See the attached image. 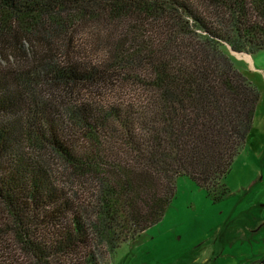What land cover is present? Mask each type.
<instances>
[{"label": "trees", "instance_id": "obj_1", "mask_svg": "<svg viewBox=\"0 0 264 264\" xmlns=\"http://www.w3.org/2000/svg\"><path fill=\"white\" fill-rule=\"evenodd\" d=\"M83 27L105 32L100 58L62 40ZM263 50L264 0H0V233L33 264H82L93 239L111 255L159 223L179 177L223 198L260 98L230 51ZM85 87L117 96H72ZM45 152L90 182L93 223Z\"/></svg>", "mask_w": 264, "mask_h": 264}, {"label": "rangeland", "instance_id": "obj_2", "mask_svg": "<svg viewBox=\"0 0 264 264\" xmlns=\"http://www.w3.org/2000/svg\"><path fill=\"white\" fill-rule=\"evenodd\" d=\"M29 27V26H28ZM102 29L83 27L77 32L67 31L63 36L70 45L80 46L91 58L97 53ZM35 33V32H33ZM33 39V38H32ZM31 39V40H32ZM8 49L5 58L15 64L19 56L17 46L9 33L3 38ZM35 41V40H34ZM97 45V46H96ZM29 51L30 44L22 43ZM96 46L93 52L90 48ZM89 48V49H88ZM92 53V54H91ZM238 69L247 70V80L260 94L247 144L235 157L230 171L223 180L225 196L213 200L186 177L176 179L175 196L161 221L147 229L133 242L121 244L111 255L104 245L91 241L86 250L74 256L84 264L88 253L97 264H258L264 253V50L251 55L257 68L253 71L244 60V53L232 55ZM1 64L4 61L0 58ZM259 68V69H258ZM239 70V69H238ZM72 96L81 102L103 103L112 100L114 92L107 89L73 88ZM53 94L58 95L57 89ZM129 92V91H128ZM57 188H61L86 209L88 224L93 223L90 182L83 183L49 152L40 154ZM0 231L4 229L5 213L0 206ZM262 238V239H261ZM80 256V257H79ZM0 264H33L12 233H0Z\"/></svg>", "mask_w": 264, "mask_h": 264}, {"label": "crops", "instance_id": "obj_3", "mask_svg": "<svg viewBox=\"0 0 264 264\" xmlns=\"http://www.w3.org/2000/svg\"><path fill=\"white\" fill-rule=\"evenodd\" d=\"M243 56H245V57H243L244 60L250 64L251 69H252L253 71H256L257 68H256V66H255V64H254L253 59L251 58V55H243ZM234 66H235V65H234ZM238 67H239V68H238L239 71L242 72V73L246 76L247 70H245L242 66H238ZM258 69H259V68H258ZM259 71H261L262 73H264V70H260V69H259ZM259 95H260V94H259ZM259 100H260V98H259ZM256 108H257V107H256ZM255 112H256V110H255ZM247 139H248V137H247ZM246 144H247V140H246ZM246 144H245V146H246ZM263 225H264V224H263ZM261 237L263 238L264 235L261 236ZM262 238H261V239H262ZM261 261H264V253L262 254V260H260L258 263H260Z\"/></svg>", "mask_w": 264, "mask_h": 264}, {"label": "water", "instance_id": "obj_4", "mask_svg": "<svg viewBox=\"0 0 264 264\" xmlns=\"http://www.w3.org/2000/svg\"><path fill=\"white\" fill-rule=\"evenodd\" d=\"M230 53L232 54V55H238L237 53H234V52H232V51H230ZM264 262V261H263Z\"/></svg>", "mask_w": 264, "mask_h": 264}, {"label": "flooded vegetation", "instance_id": "obj_5", "mask_svg": "<svg viewBox=\"0 0 264 264\" xmlns=\"http://www.w3.org/2000/svg\"><path fill=\"white\" fill-rule=\"evenodd\" d=\"M258 264H264V262L263 261H261L260 263H258Z\"/></svg>", "mask_w": 264, "mask_h": 264}]
</instances>
